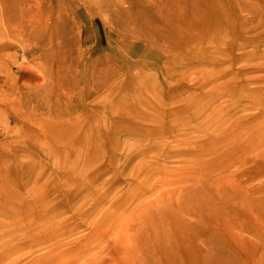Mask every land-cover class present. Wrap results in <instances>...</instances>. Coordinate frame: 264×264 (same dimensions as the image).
<instances>
[{
  "label": "rangeland",
  "instance_id": "374dc122",
  "mask_svg": "<svg viewBox=\"0 0 264 264\" xmlns=\"http://www.w3.org/2000/svg\"><path fill=\"white\" fill-rule=\"evenodd\" d=\"M177 1L27 0L73 27L40 51L52 82L1 30L0 264H139L137 220L170 205L153 264H264V0Z\"/></svg>",
  "mask_w": 264,
  "mask_h": 264
},
{
  "label": "bare ground",
  "instance_id": "6f19581e",
  "mask_svg": "<svg viewBox=\"0 0 264 264\" xmlns=\"http://www.w3.org/2000/svg\"><path fill=\"white\" fill-rule=\"evenodd\" d=\"M26 2L27 0H0V32L3 29H10L12 31V36L8 37L9 38L8 41L11 44L10 45L5 44V46L3 45L1 48L5 49L3 50L4 53H6L7 51V53L12 54V49L15 44L18 46L19 45L22 46L24 51L26 52L25 55L27 56L29 54L30 57L32 58L33 63L36 62L37 65H42L45 67V68L43 67V69H45V71L47 70L48 72V76L45 78V80L48 79L47 82L49 81L52 82L54 81V80H50V77L52 79V76L50 75V72L52 70V65L50 63L46 64V62L41 60L40 51L42 50V46H44L45 43L48 44V42L50 43L56 42L59 48L61 46L62 38H67L66 35L69 33L68 30L71 31L73 27H71L70 29H67V27L65 26V24L68 22V19L66 18L64 13L62 14L59 13L58 16H56L55 20L57 24H56L55 29L47 26L48 19H49L48 14H47L48 10L43 9L41 7L37 8L38 12L40 13L39 14L40 18L38 17L37 20H34L32 15H30V10L32 9L27 8ZM176 2L178 1L172 0V3H176ZM152 6H157L158 8L159 5L158 3L153 2ZM208 8H210V6H207V7L205 6L206 11L208 10ZM37 9L35 10L37 11ZM213 9H215L214 6H213ZM181 14L183 16L188 15L187 13H181ZM183 16L175 17L174 14H171L169 17V20L167 19L166 23L167 24L170 23L171 29L173 31L174 30L177 31L178 33L182 35H187L188 33H190V37H194L195 35L199 33V31L200 32L202 31L203 28L200 29L199 26L203 23V20H200L201 22L198 21L200 19L199 16L197 15H193L192 17L189 15L187 17H183ZM73 17L76 18V16H73ZM36 23L38 24L37 27L35 25ZM53 37H55V42L53 40ZM159 38H160L159 33L154 32V35H151V37L147 39L150 40V42L153 45H156V47L159 46V47L165 48L166 46H164V43L162 42L161 44V42H159ZM56 66L57 65L55 61H53V68H55L56 70H59L60 65H58L57 68ZM43 94L44 93L38 96L41 97L42 99V97L44 98ZM3 102H4V99H3ZM9 103H11L16 108H20L17 105V103H14V101L9 102ZM141 114L142 116L143 115L146 116V113L144 112H142ZM139 118L141 119L142 117H138L137 119L135 118V121L136 120L139 121ZM138 127H139L138 125L133 126L134 129L130 131V133L135 135V133L138 131ZM136 135H140V134H136ZM98 142H99V139H98ZM68 158H69V161L71 162L70 157ZM83 159L85 162V167L83 168L82 172H80L79 176L82 178V180L83 179L88 180L93 173L91 171V168L94 166V161L96 158L92 159V155L88 151V152H85V154L83 155ZM79 181L80 179L78 178V183ZM175 194L176 193H170V197H171L170 204L172 203L173 195L175 196ZM125 196H126V193H124L123 198H125ZM110 200L111 198H109V201ZM201 202H204L205 205L209 206L208 205L209 203L207 200H202ZM101 206H102L101 212L96 218L98 221H95V219L92 220V225L94 224V222L96 224L101 222L103 225L105 221H108V222L109 220L112 221V218L115 217V212H114L115 210L113 209L112 206L110 207L109 202H106L104 204L102 203ZM172 206L173 205L164 206L165 209L170 212V214H167L169 212L165 211L164 209L159 208L157 210V213L147 215V217L145 218H144V215L140 216V218L137 220L138 224L136 223L137 226L135 227V229L137 232L136 234L140 235L141 240L136 239V238H139V236L136 235L134 236L133 241H137L134 247L138 251H140V253H142V256L139 257V264H146L147 256L153 257L152 264L154 263L155 258L158 260L157 256L160 253V251H158L160 248L159 245H162L160 241V234L162 231V225L164 224V219L165 217L169 215L170 219L166 218V220L170 221L174 217L173 212H178L179 210V209L178 210L176 209V206L174 207ZM114 207L118 209L117 204ZM105 219H109V220H105ZM146 220H147V226L145 222ZM148 236H151L154 242L152 239H149ZM104 242L108 243V238H106ZM103 249H104V254L109 255L111 253V247L109 245H105Z\"/></svg>",
  "mask_w": 264,
  "mask_h": 264
}]
</instances>
